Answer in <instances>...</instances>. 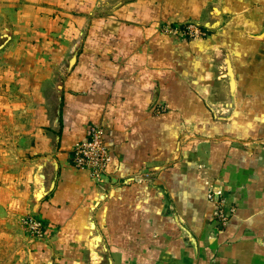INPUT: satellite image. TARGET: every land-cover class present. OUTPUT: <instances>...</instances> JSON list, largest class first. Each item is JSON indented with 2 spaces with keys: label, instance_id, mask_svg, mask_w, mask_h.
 <instances>
[{
  "label": "crops",
  "instance_id": "crops-1",
  "mask_svg": "<svg viewBox=\"0 0 264 264\" xmlns=\"http://www.w3.org/2000/svg\"><path fill=\"white\" fill-rule=\"evenodd\" d=\"M92 123L100 183L70 160ZM258 129L264 0H0V264H264Z\"/></svg>",
  "mask_w": 264,
  "mask_h": 264
},
{
  "label": "built area",
  "instance_id": "built-area-1",
  "mask_svg": "<svg viewBox=\"0 0 264 264\" xmlns=\"http://www.w3.org/2000/svg\"><path fill=\"white\" fill-rule=\"evenodd\" d=\"M166 26L169 34L179 38H197L206 35V31L193 20ZM70 160L74 167L87 170L93 182L104 181L106 167L110 161V152L105 142V131L102 124L92 123L87 126L85 137L79 139L70 149ZM220 197L219 191L210 190L207 193V198L213 203L214 215L218 221L225 223L233 212V208H230L228 212L224 211ZM21 221L30 235L37 239L44 237L45 226L39 217L28 214L24 215Z\"/></svg>",
  "mask_w": 264,
  "mask_h": 264
},
{
  "label": "rangeland",
  "instance_id": "rangeland-1",
  "mask_svg": "<svg viewBox=\"0 0 264 264\" xmlns=\"http://www.w3.org/2000/svg\"><path fill=\"white\" fill-rule=\"evenodd\" d=\"M262 95H259V97H257L258 99H262L261 97ZM263 131L261 129H258V134L256 136V139L253 140V143L255 142L256 144V147L254 148L253 146H250L252 149V154L251 156L254 154V156L256 157L257 161H256V166L257 167H261V169L264 171V135H262ZM236 141H240L243 143V138H239L238 140ZM252 143V142H251ZM245 145V143H243ZM248 145V144H246ZM252 145V144H250ZM249 179H246V182H249V180H251V182L253 183V185H256L258 188H257V192L255 193V196H258V195H262L260 196V198H262V201H264V172L263 174L261 175H257V176H254V177H248ZM260 188V190H259ZM213 189H211L212 191ZM210 191V190H209ZM208 191V192H209ZM263 191V192H261ZM207 192V193H208ZM220 195H221V199H222V203H223V209L224 211L228 212V210L230 208H233V211H234V205L233 206H228V208L225 207V197H224V193L222 192H219ZM221 203V202H220ZM233 213V212H232ZM217 219V218H216ZM218 220V219H217ZM219 223H221L220 221H218ZM223 224V223H221Z\"/></svg>",
  "mask_w": 264,
  "mask_h": 264
}]
</instances>
